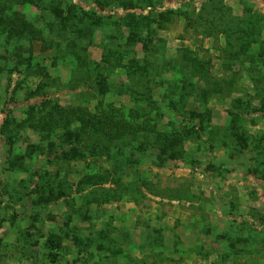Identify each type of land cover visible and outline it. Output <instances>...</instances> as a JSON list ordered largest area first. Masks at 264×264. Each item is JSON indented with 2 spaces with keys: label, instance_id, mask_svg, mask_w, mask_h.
Instances as JSON below:
<instances>
[{
  "label": "rangeland",
  "instance_id": "1",
  "mask_svg": "<svg viewBox=\"0 0 264 264\" xmlns=\"http://www.w3.org/2000/svg\"><path fill=\"white\" fill-rule=\"evenodd\" d=\"M72 5L92 13L81 57L58 31ZM15 6L45 39L0 36V264H55L50 236L56 264H264V0ZM213 13L235 19L233 43L224 26L202 33ZM43 104L111 105L135 131L109 143L79 119L30 128ZM107 176L121 200L91 185Z\"/></svg>",
  "mask_w": 264,
  "mask_h": 264
},
{
  "label": "trees",
  "instance_id": "2",
  "mask_svg": "<svg viewBox=\"0 0 264 264\" xmlns=\"http://www.w3.org/2000/svg\"><path fill=\"white\" fill-rule=\"evenodd\" d=\"M24 2L25 0H0V36L2 34H6L9 38H13L14 40L25 38L45 39L44 31L37 28L32 21L25 19L23 13L16 9L15 5H19ZM54 13L57 15L58 11L56 10ZM90 14L92 15L91 12L84 11L83 8H78L72 5V8L67 10L66 16H64L63 19L61 18V23L58 24V31L60 30L61 35L67 36L71 40V43L68 45L69 48L67 49L71 50L74 47L72 51H76L78 57L82 56V51L88 50L87 46H81L83 49L80 48L78 51L75 50V47L79 46L78 40L82 39V37L83 39H86V36L92 34L94 31L90 24L92 21ZM212 15L213 16L201 17L203 19L201 25H204L202 33L208 36H213V34L216 32L215 29L218 26H224L226 30H228V32H226L228 43H233L231 36H233V29L236 25L235 19L232 16L222 14L221 16H217L218 20L216 23L214 20L216 14L214 15L213 13ZM130 16L132 18L135 17L133 14H130ZM83 29H85V31ZM70 32L72 35L69 36L68 33ZM133 34L136 36L137 33L133 31ZM133 34L130 35L132 38L135 37ZM229 35H231L230 38ZM19 47H22V44H20ZM195 66L199 67V64L194 63L193 67L195 68ZM200 68L202 69V66H200ZM208 72L209 71L205 72L207 76ZM43 105L44 106L40 111L35 113V110H32L30 113V117L28 118V123L31 126L30 128L51 133L61 127L69 129L70 125L75 120L79 119V121L82 122V125H84V127L90 132V135L92 134V136L97 137L96 139L101 141L106 140L109 143H112L116 140L122 141L129 135L131 136L135 131V126L133 124L134 118L128 119L125 113L120 110V108L113 107L111 105H109V107H111L110 110L103 108L100 111H96L94 113L88 112L89 114H83V111V113L80 115L77 114L74 108L62 106L49 107L46 104ZM172 109L180 113L177 108ZM198 115L201 118L203 117L200 114ZM8 122L9 121L4 122V127L7 126ZM192 131L190 134H187V139L193 138L195 130L193 129ZM161 136L163 135H157L158 138L156 139V142L153 141L152 146L154 149L158 148L160 150V157L169 158V156H171L176 151V147L174 144H170V140L168 141V139L161 138ZM111 182L114 184V186L103 188L105 194L101 195V197L106 202L110 200H121L123 198L125 194L119 189L120 184L117 183L116 186V182H113V178L111 176H107L103 181L93 180V182H91L92 186H102ZM181 198L183 197L179 196L178 199ZM134 200L137 201L136 199ZM1 204L2 200L0 199V205ZM13 217L16 219L15 215ZM48 241L50 242V247L52 248L50 255L53 257V263L56 264L60 255V246L51 236L48 238Z\"/></svg>",
  "mask_w": 264,
  "mask_h": 264
},
{
  "label": "water",
  "instance_id": "3",
  "mask_svg": "<svg viewBox=\"0 0 264 264\" xmlns=\"http://www.w3.org/2000/svg\"><path fill=\"white\" fill-rule=\"evenodd\" d=\"M1 143H2V138L0 136V152H1Z\"/></svg>",
  "mask_w": 264,
  "mask_h": 264
}]
</instances>
